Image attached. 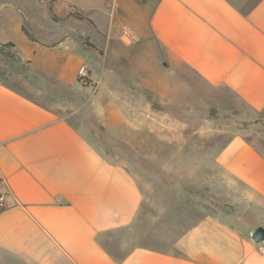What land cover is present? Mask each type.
<instances>
[{"label": "crops", "instance_id": "0c3cea01", "mask_svg": "<svg viewBox=\"0 0 264 264\" xmlns=\"http://www.w3.org/2000/svg\"><path fill=\"white\" fill-rule=\"evenodd\" d=\"M43 1L61 52L49 61L57 81L78 89V68L86 63L74 61L76 50L87 42L94 45H88L91 51L101 49L98 76L90 74L91 85L81 88L91 90L94 103L98 99L94 112L106 134L124 112L135 114L131 127L139 128L141 107H156L145 90L177 94L175 74L225 87L254 110L264 109V0ZM26 17L18 28L35 32ZM82 24L94 38L81 32ZM24 36L34 47L21 55L41 58L43 46ZM140 58L145 67L150 58L157 69L137 65L124 71ZM218 162L229 180L243 186L244 209L260 217L256 227L263 225L264 152L237 132ZM0 193L6 198L0 209V264H264V243L251 238L256 227L246 234L218 215L194 222L171 250L135 247L115 256L102 236L137 216L143 196L134 172L111 160L80 126L4 82Z\"/></svg>", "mask_w": 264, "mask_h": 264}, {"label": "rangeland", "instance_id": "374dc122", "mask_svg": "<svg viewBox=\"0 0 264 264\" xmlns=\"http://www.w3.org/2000/svg\"><path fill=\"white\" fill-rule=\"evenodd\" d=\"M45 4L43 0H0V82L67 117L111 160L134 172L142 190L141 208L129 225L102 236L104 245L118 258L135 247L171 250L187 228L208 215L225 217L246 234L255 228L260 217L244 209L243 186L223 173L218 156L237 132L264 152V109L254 110L225 87L207 85L189 74L180 80L175 74L172 83L178 87L177 94L152 95L143 89L156 107H141L139 128L131 127L134 113L124 112L123 121L113 123L115 130L106 134L94 112L98 99L94 103V98H89L91 90L81 88L91 85V77L87 85L78 77L77 89L62 84L52 74L49 61L60 48ZM27 14L35 32L24 34L43 46L36 61L21 55L34 47L18 28L21 20L28 19ZM91 31L88 24L81 25V32L94 38ZM88 45L76 50L74 61L83 60L93 79L100 71L101 49L92 47L91 51ZM141 58L139 64L124 65V71H135L137 65L140 70L157 69L150 58V68L145 67ZM165 103L171 107H163ZM146 122L150 126H144ZM134 140L138 147L131 143ZM115 147L122 153L115 152Z\"/></svg>", "mask_w": 264, "mask_h": 264}, {"label": "built area", "instance_id": "2783aa9c", "mask_svg": "<svg viewBox=\"0 0 264 264\" xmlns=\"http://www.w3.org/2000/svg\"><path fill=\"white\" fill-rule=\"evenodd\" d=\"M126 38L128 41L133 42L134 37L131 34H126ZM90 75V70H89V66L87 64H82L80 65V67L78 68V77L79 79L86 83V80ZM6 204V198L5 195L3 193H0V209L3 208ZM263 251H264V247H263Z\"/></svg>", "mask_w": 264, "mask_h": 264}, {"label": "water", "instance_id": "95a60500", "mask_svg": "<svg viewBox=\"0 0 264 264\" xmlns=\"http://www.w3.org/2000/svg\"><path fill=\"white\" fill-rule=\"evenodd\" d=\"M251 238L256 243H261L264 241V226H258L251 234Z\"/></svg>", "mask_w": 264, "mask_h": 264}]
</instances>
